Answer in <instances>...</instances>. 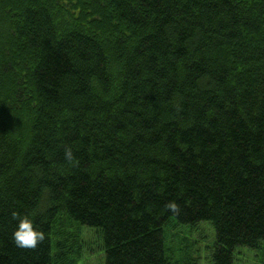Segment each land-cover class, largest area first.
<instances>
[{
    "label": "trees",
    "instance_id": "16d2710c",
    "mask_svg": "<svg viewBox=\"0 0 264 264\" xmlns=\"http://www.w3.org/2000/svg\"><path fill=\"white\" fill-rule=\"evenodd\" d=\"M202 223L208 264L264 243V0H0V264H82L84 230L194 264L168 235Z\"/></svg>",
    "mask_w": 264,
    "mask_h": 264
},
{
    "label": "rangeland",
    "instance_id": "374dc122",
    "mask_svg": "<svg viewBox=\"0 0 264 264\" xmlns=\"http://www.w3.org/2000/svg\"><path fill=\"white\" fill-rule=\"evenodd\" d=\"M85 240V253L88 252L89 247L94 248L98 253H91L82 264H104L103 254L99 253L101 249L100 238L93 231H85L82 235ZM216 234L213 227L208 223H202L191 228L175 227L168 235V242L172 249L175 250V259L181 262L184 257L190 254L193 258L191 263L194 264H208V256L210 250L214 247ZM183 252H187L183 254ZM183 254V255H182ZM236 264H263L264 263V243L256 249L239 248L235 252Z\"/></svg>",
    "mask_w": 264,
    "mask_h": 264
},
{
    "label": "clouds",
    "instance_id": "9594fccd",
    "mask_svg": "<svg viewBox=\"0 0 264 264\" xmlns=\"http://www.w3.org/2000/svg\"><path fill=\"white\" fill-rule=\"evenodd\" d=\"M66 157L68 160L72 159V152L69 150L66 152ZM173 211L176 210L177 205L171 203L168 205ZM12 220L16 222V229L13 232V240L18 248L22 249H36L38 245L43 242L46 238L44 231L40 229L32 218V214H20L17 212H12Z\"/></svg>",
    "mask_w": 264,
    "mask_h": 264
}]
</instances>
